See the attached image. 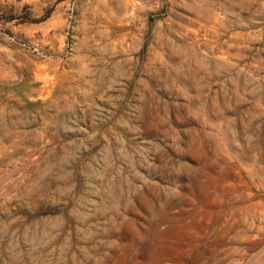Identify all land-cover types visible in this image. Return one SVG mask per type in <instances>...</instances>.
Here are the masks:
<instances>
[{"label":"rangeland","instance_id":"rangeland-1","mask_svg":"<svg viewBox=\"0 0 264 264\" xmlns=\"http://www.w3.org/2000/svg\"><path fill=\"white\" fill-rule=\"evenodd\" d=\"M0 264H264V0H0Z\"/></svg>","mask_w":264,"mask_h":264}]
</instances>
